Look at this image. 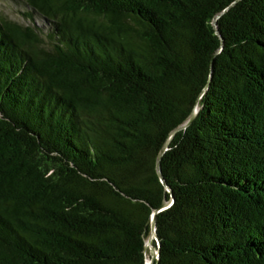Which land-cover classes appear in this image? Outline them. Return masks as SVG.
I'll use <instances>...</instances> for the list:
<instances>
[{
  "label": "trees",
  "instance_id": "16d2710c",
  "mask_svg": "<svg viewBox=\"0 0 264 264\" xmlns=\"http://www.w3.org/2000/svg\"><path fill=\"white\" fill-rule=\"evenodd\" d=\"M13 1L0 264H264V0Z\"/></svg>",
  "mask_w": 264,
  "mask_h": 264
},
{
  "label": "water",
  "instance_id": "95a60500",
  "mask_svg": "<svg viewBox=\"0 0 264 264\" xmlns=\"http://www.w3.org/2000/svg\"><path fill=\"white\" fill-rule=\"evenodd\" d=\"M215 27H217L216 23H215ZM218 33L220 34L219 31H218ZM197 111H198V108L195 107V109H194L192 115L190 116V119L188 120V122H186L183 126L177 128V129H175V130L171 133L170 138L167 140V142L165 143L163 149H162L161 152H160L157 169H158V174H159V176H160L162 182L164 183V185H165L167 188H169V187L167 186L166 181H165V179H164V177H163V174H162V171H161V165H160L161 157H162L163 153L166 151V149L168 148V144H169V142H170L171 137H172V136L176 133V131L179 130L180 128H183V127L188 126V125L192 122V120L194 119V117H195ZM171 204H172V201H166V200H165L159 208H156V209L153 210L152 218H151V219H152V220H151V221H152V222H151V229H152V231H151L150 239L158 240V235H157V232H156V214H158L160 211H162V210L168 208ZM146 247H147V245H146ZM152 248H153V250H154V253H153L151 259H150L149 261H147V264H154V261H155L156 258H158V256H159V245H158V249H156L155 246H153Z\"/></svg>",
  "mask_w": 264,
  "mask_h": 264
},
{
  "label": "rangeland",
  "instance_id": "374dc122",
  "mask_svg": "<svg viewBox=\"0 0 264 264\" xmlns=\"http://www.w3.org/2000/svg\"><path fill=\"white\" fill-rule=\"evenodd\" d=\"M28 9L23 5L21 1L18 3L13 0H0V15L7 16L13 20L19 21V22H25L30 23V20H27V18L24 16V12H26ZM37 24H41L40 19H36ZM147 245V261H149L154 253L153 250V239H147L146 241Z\"/></svg>",
  "mask_w": 264,
  "mask_h": 264
}]
</instances>
